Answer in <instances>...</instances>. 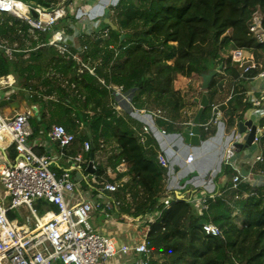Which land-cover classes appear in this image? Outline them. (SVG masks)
<instances>
[{"label":"trees","instance_id":"obj_1","mask_svg":"<svg viewBox=\"0 0 264 264\" xmlns=\"http://www.w3.org/2000/svg\"><path fill=\"white\" fill-rule=\"evenodd\" d=\"M111 9L113 15L99 33L92 38L84 35L81 41V46H87L80 57L82 63L90 69L100 68L101 80L53 47H38L28 55L17 52L10 65L40 107L46 128L62 126L73 135L69 150H60L65 156L82 154L85 142L90 143L85 159L105 145H114L108 161L115 178L107 176L105 167H97L93 175L117 183L127 178L113 197L121 203L123 214L143 218L152 213L161 197L166 169L150 148L156 138L149 134L144 144L140 143L142 122L128 113L116 114L111 108L116 96L108 87H122L136 110H160L171 122L184 123L187 100L174 88L175 81L179 76L200 78L222 66L207 94L211 102L213 93L221 102L232 94L220 107L224 132L231 134L244 122L252 105L246 98L249 81L239 80L241 70L231 61L230 53L245 50L264 69V45L249 33L255 13L261 15L264 31V0H118ZM73 19L67 16L51 30L70 35L73 31L66 26ZM28 30L17 18L0 17V39L8 46L16 44L22 50L29 41L35 48L52 38L51 31L31 35ZM5 69L7 64L0 55V72ZM257 73L252 71L250 77ZM19 96L24 97L22 93ZM208 110L210 107L202 121ZM29 124L33 136L38 135L40 121L29 116ZM155 125L164 134L182 130V124L175 126L161 119ZM259 127L264 131V118ZM260 146L264 152V135ZM122 161L125 170L118 173L116 167ZM256 167L264 175V161ZM233 173L230 166L223 165L220 176ZM36 203L38 212L42 203L57 211L41 200ZM206 222L217 226L223 238L204 236L200 230ZM147 237L152 253L149 264H264V183L242 182L236 189L224 183L203 216L187 201L174 198L150 225Z\"/></svg>","mask_w":264,"mask_h":264},{"label":"built area","instance_id":"obj_2","mask_svg":"<svg viewBox=\"0 0 264 264\" xmlns=\"http://www.w3.org/2000/svg\"><path fill=\"white\" fill-rule=\"evenodd\" d=\"M40 1L41 4L35 2L27 5L20 0H0V15L7 14L17 18L25 22L33 31L48 32L56 22L67 17L66 9L73 4V0H58L57 5L45 7L47 0ZM103 2V0H95L94 6H99ZM109 3L102 5V8L109 7ZM32 13L35 17L32 16ZM104 33L106 34V32ZM249 33L254 36L259 44L264 45V31L261 28L260 14L255 13L253 16ZM64 42V35L55 33L50 45L55 46L62 55L69 54ZM86 49L83 47L82 50ZM110 49L112 48L110 47ZM13 53L14 50L0 44V55L7 65L12 60ZM73 57L79 60L78 55ZM230 57L231 61L237 64L241 70L239 80H247L250 83L256 79H264V69H261V65L256 62L251 53L242 49H235L231 51ZM82 67L94 75L93 69L84 64ZM257 70L258 73L250 77V73ZM110 89L116 97L121 98L129 105L134 114L140 117L142 142H144L145 136L155 134V138L162 142L166 152H169L173 157L179 156L178 151L172 147V142L178 141V139L162 133L155 125L156 120H165L163 112L160 110H135L131 104L130 95L125 94L122 87L116 86L110 87ZM259 94L261 95L260 98L251 99L250 95L248 100L252 105L253 120L258 121V124L259 119L264 117V109L263 111L260 110L264 107V87L259 91ZM210 108L213 117L208 123L200 124V128L207 132L211 125H215L220 128V133L223 134L224 126L220 122L221 114L218 107L210 105ZM188 124H184V126ZM256 127L257 131L252 146L257 147L260 152L254 156L251 170L254 165L264 161L260 146V140L264 133L258 125ZM2 135L6 136L7 143L13 147L16 159L11 165L0 170V184L5 191L4 197L6 198V202L0 201V264H52L53 262L61 264H103L115 257L130 256L131 254H136L138 257L134 264H149V259L152 257L150 242L147 237L150 225L160 215L162 209L168 208L170 202L175 198L173 192L179 188L178 176L184 173L187 166L195 161L197 154V152L187 153L180 167L175 165V160L170 161L164 155H158L159 165L166 169L167 190L165 188L164 195L158 198L150 215L144 218L127 219L128 224L139 221L145 225L146 231L143 241L136 246H122L113 238L95 232L90 223L94 213L101 212L108 207L107 203L99 201L101 196L98 197V200L88 199L73 205L68 204L66 197L72 195L76 186L68 172H62L60 176H57L51 170L53 161L49 155L35 153L29 143L32 130L27 114L19 113L13 118H7L0 112V140ZM242 136L243 134H239L237 130L227 139L224 147L218 148L223 151L221 163L230 166L234 172L229 179V183L234 189L242 182L249 183L248 177H242L234 159L236 145L241 143ZM47 138L54 150L67 148L74 140L73 135L68 134L62 126L53 127ZM83 148L85 152H88L90 143H84ZM74 161L81 162V157H76ZM250 174H252L251 171ZM208 178H201L202 186L208 184ZM103 188L109 193H114L117 190L116 185L108 183L103 184ZM215 198L204 192L201 197L193 202L195 206L192 207L196 214L203 216L208 211L209 202ZM38 200L54 205L57 211H48L42 217H38L33 207L34 202ZM23 207L28 209L36 220V227L33 230L28 231L18 227L10 218L14 210ZM200 231L206 237L223 238L220 229L211 222L204 223Z\"/></svg>","mask_w":264,"mask_h":264},{"label":"crops","instance_id":"obj_3","mask_svg":"<svg viewBox=\"0 0 264 264\" xmlns=\"http://www.w3.org/2000/svg\"><path fill=\"white\" fill-rule=\"evenodd\" d=\"M20 1L25 3L23 0H20ZM57 1L58 0H47L45 7L57 5L56 3ZM103 1L104 2L101 3L99 6L98 5L94 6L95 0H73V4L71 6H68L66 9L67 10L66 16H72L74 19L69 20L68 25L66 26V28L72 29L73 33L70 35L64 36V39H65L64 44L66 45L67 50L69 51V54H65V55L70 56L74 61H76L80 65V68H83L82 67L83 63L80 58L83 54L82 53L83 46H81V41L83 40V36L88 35V36H91L92 38L94 34L99 33L103 25L100 19L101 17L104 16L103 14H105V12L103 13L102 11L103 9H101L102 5H106L110 2L109 7H112V5L118 2V0H103ZM101 11L103 14L101 13ZM1 16H9V15L1 14L0 17ZM84 19H87L90 22V29L88 28L87 24L84 25V21H83ZM63 20H66V17L61 19L60 21H63ZM58 22H56L54 25H56ZM53 26L51 27V29L53 28ZM50 31L51 32L49 33H51L53 37L55 33H61L59 31L58 32H53L52 30ZM33 32L34 31L31 30L29 27L28 33L32 35ZM104 35L106 34L104 33ZM53 37L49 40V42L46 45L38 44L35 48L31 47V43L29 41H25L24 48L22 50H18L16 44H14L13 46H8L1 39H0V44H2L6 48H10L14 50L13 56L17 52L27 53L28 55L30 52L34 51L38 47H43V46L53 47L58 51V49L55 46L50 45L51 41L53 40ZM68 44H70L71 48L75 49L76 51L68 47ZM58 53L60 52L58 51ZM76 55H78L79 60L73 57ZM25 58H27V56H25ZM12 60H13V57H12ZM110 87L113 88L116 86H113V87L109 86L108 87L109 90H111ZM200 87H201V77L200 78H197V77L184 78V77L179 76L174 83V88L176 90L181 91L186 96L187 109L183 111L182 116L183 118L187 119V122H184V123L171 122L170 120L166 118L164 113L163 114H164L165 120L163 121H166L167 123H171L175 126L182 124L181 126L183 129L185 127L184 124H188L192 122L193 118L195 117L199 109V104L195 103V99H200L202 95L205 94L207 98L209 99L210 105L217 106L220 112V107L223 104H225L232 96V94L229 93L227 98L223 102H221L217 100L218 94L213 93L212 95L213 102H211L207 94V91H202ZM263 87H264V79H256L255 81H251L247 85L246 98L249 100L250 95H251V99L258 98V97L260 98L261 95L259 94V91L263 89ZM20 93H22L24 97H20L19 96ZM16 103L19 105L18 110H16ZM33 108H35V111H37V115H33L35 113ZM111 108L116 112L118 116H123L124 113H128L134 116L136 119L138 120L140 119L139 116H137L131 111L129 105L119 97H116L115 101L111 102ZM263 109L264 107L261 108L260 110L263 111ZM138 111H142V110H138ZM143 111H149V110H143ZM152 111H154V109ZM251 111L246 114L244 122L250 120V121H253L254 124L259 126L258 121L255 122V120H253V111L252 112ZM0 112L7 118H13L15 115L19 113H24L40 121L41 128L38 131V135L33 136V132H32V136L29 139V143L33 147L35 153L40 152L41 153L40 155L47 154L51 157L53 161L51 165V170L57 176H60L62 172H68L70 174V178L74 182L76 188L71 196L66 197L68 204L73 205L77 202H81V201L88 200V199L98 200L99 196H101V199H99L100 202H103L105 204L107 203L108 207L106 209H104L101 212L94 213L91 217L90 223L95 232H98L110 238H113L116 242L119 241L120 243L118 242L117 243L122 246L123 245L136 246L143 241L145 237V231H146L144 227L145 225H143L139 221L133 222L132 224L127 223V219H138L140 218V216L133 217V216L123 214L120 211L121 203L115 201L113 197V193L106 192L104 191V188H103V184L108 183V184L116 185L118 189L123 183L127 182V178H124L120 183L119 182L117 183L116 181L109 182V181H106L105 179L104 181L99 180L93 175L97 167H105L107 169V176L110 179L115 178L116 174L111 169L110 163L108 161V157H110L112 154L110 151L113 150L114 148L113 144L105 145L104 149L101 150V152L99 153H95L94 155L91 153L93 155V168H94L93 173L87 172V165H88L89 159H85L84 156L88 154L89 151L85 152L83 147H82V154H79L76 156H68V157L65 156L60 151L61 149L57 148L54 150L53 146L49 143L48 138H47V136L50 134L52 129L49 131L46 128L48 124L42 118L40 107L33 102L30 94L22 87L21 79L15 73L10 63L9 65H7V69L2 70L0 72ZM203 113L201 115L200 124L208 123L213 117V112L210 108V110L207 111L204 117V120L202 121ZM263 118L264 117H261L259 121ZM220 122L224 126L221 120V116H220ZM237 130L238 128L234 132H237ZM140 133L141 131L138 134L139 141L140 143L144 144V142L147 139V136L149 135L145 136V140L144 142H142L140 138ZM232 133L229 135L226 134L225 132L221 134L220 128L215 125H211L207 132H204L201 129V141H202L203 136L207 137L204 141H202L205 144H202L200 150H197V154L195 155L196 157L195 161L187 166V170L184 173H181L178 176L179 188L173 192V196L176 199L185 200L191 206L194 207L195 204L193 202L199 197H201L202 194H204V192H206V194L212 197H217L220 195L222 186L226 182L229 183L230 176H227V177L220 176V173L222 171V166H223V164L221 163L223 151L219 150L218 148L221 146L223 147L225 146L227 139H229ZM154 135L152 134V136ZM166 135H173V134H166ZM244 141H245V136L243 135L240 144L243 145ZM172 147L178 151L179 156L173 157L169 154V152H166L163 147L162 142H159L157 138H156V142H153L150 145V148L153 151H155L157 157L158 155H164L167 158V160H170V161L175 160V165H177V167L182 166V163L187 153L189 152L196 153V150L183 146L178 141L172 142ZM67 150L69 149L67 148ZM245 150L246 149H241V150L236 151L234 155V159L236 162V166L239 172L241 173L242 177H248L249 183H251L250 176H253V174H250V171L252 172L253 170V169L251 170L253 161L242 159L243 153L246 152ZM259 152L260 150L258 149V151L257 152L255 151L254 153L255 155H257ZM78 156L81 157V162L74 161V159ZM15 159H16V154L14 152L13 147L9 146L7 141H4V139H1L0 140V170L5 166L11 165L15 161ZM245 166H247V169L245 168ZM254 167H255L254 169H257L255 165ZM124 170H125V163L124 161H122V163L116 167V172L122 173ZM204 177H209L208 178L209 181L207 185L202 186L201 178H204ZM260 178L261 179H259V182L257 184L262 185L264 183V176ZM163 182H164V187H163V192L160 194L161 196L164 195L165 188L167 190L165 175H164ZM85 186L87 187L85 188ZM4 196H5V193L3 195H0V198L2 197L3 199L2 201L6 202V198ZM126 199L127 201L129 200L128 197ZM38 206L35 201L33 207L38 217H42L48 211H53L47 208L46 205L42 203L41 212H38ZM24 209H25V212L28 213L27 216L24 217V215H20L17 210H14L11 213L10 218L18 227L23 228L28 231L33 230L36 227V220L28 209L26 208ZM117 220H120V222L126 226L127 230L125 231V233L127 237L125 236V233L122 230H120V232L116 234H113V233H110V231L106 232L107 228H103L101 226V225L107 224V227L112 229L111 224L113 223L114 225L117 224ZM97 223H99L100 226L97 225ZM136 233L139 234L140 236L138 237ZM125 240H127L128 242H124ZM123 257H126V258L133 257L134 260L132 264H134L135 261L138 259L136 254H131L130 256L129 255L119 256L113 259L118 260V259H122ZM111 260H109L108 263L105 262L103 264H110Z\"/></svg>","mask_w":264,"mask_h":264},{"label":"water","instance_id":"obj_4","mask_svg":"<svg viewBox=\"0 0 264 264\" xmlns=\"http://www.w3.org/2000/svg\"><path fill=\"white\" fill-rule=\"evenodd\" d=\"M38 4H41L42 2L39 0L37 2ZM32 16L35 17V15L32 13ZM222 70V66H219L218 68L209 71L207 74L201 75V90L202 91H208L210 87V83L212 79ZM94 75L98 79L103 78V72L100 68H94L93 69ZM195 103L199 104V109L193 118L192 122L188 125H186L180 132L173 134L172 136L178 139V142H180L183 146H186L188 148L196 150H200L201 145L205 144L201 141V128H200V119L201 115L204 110H206L210 106L209 99L205 94L202 95L200 99H195ZM19 109V105L16 103V110ZM34 109V114L37 115V111ZM257 131L256 125L253 124L252 121L248 120L245 121L238 126V133L243 134L245 136L244 144H237L236 145V151L241 149H247L252 146V143L255 138V134ZM2 139L6 141V136L2 135ZM193 150V151H194ZM264 156V152H263ZM93 155H89V162L87 165V172L93 173Z\"/></svg>","mask_w":264,"mask_h":264},{"label":"rangeland","instance_id":"obj_5","mask_svg":"<svg viewBox=\"0 0 264 264\" xmlns=\"http://www.w3.org/2000/svg\"><path fill=\"white\" fill-rule=\"evenodd\" d=\"M24 2H25V4H27V5H31L32 3H35V2H37V0H23ZM110 6V5H109ZM101 9H103L102 7H101ZM102 11H104L105 12V14H103L102 13ZM101 11V13L104 15L103 17H101V22H102V24L104 23V21L106 20V19H109L112 15H113V11H112V9H111V7H106L105 9H103ZM84 21V25H88V28L90 29V22L87 20V19H84L83 20ZM53 37V36H52ZM167 123V122H166ZM207 137L206 136H203L202 137V141H204L205 139H206ZM246 152L245 153H243V155H242V159H244V160H251V161H253L254 160V155H255V151L257 152L258 151V148L257 147H255V146H251L250 148H247L246 150H245ZM254 154V155H253ZM256 166V165H255ZM245 168L247 169V166H245ZM255 168V167H254ZM253 168V170H252V174H253V176H250L251 177V184H254V185H256L258 182H259V179H261L260 177H262V176H264L263 174H262V172H261V170H259L258 168L257 169H254ZM253 177V178H252ZM5 193V191H4V189H3V187L0 185V195H3ZM3 199H2V197L0 198V201H2ZM17 211H18V213L20 214V215H24V217L25 216H27L28 215V213H26L25 212V209L24 208H19V209H17ZM122 224V225H121ZM97 225H99V223H97ZM112 225V229H110L109 227H107V224L106 225H101L103 228H107L106 229V232H108V231H110V233H113V234H116V233H118V232H120V230H122V231H124V233H125V231L127 230V228H126V226L123 224V223H121L120 222V220H117V224H115L114 225V223L113 224H111ZM141 225V224H140ZM100 226V225H99ZM137 234V233H136ZM125 236L127 237V235H126V233H125ZM137 236L139 237L140 235L139 234H137ZM118 243H120L119 241H117ZM124 242H128L127 240H125ZM133 260H134V258L133 257H129V258H126V257H123L122 259H118V260H116V259H113V260H111V262H110V264H132V262H133ZM108 263V262H107ZM52 264H59V262H53Z\"/></svg>","mask_w":264,"mask_h":264}]
</instances>
